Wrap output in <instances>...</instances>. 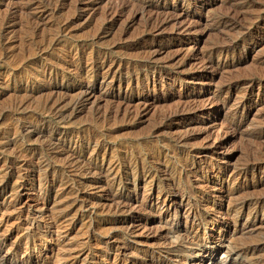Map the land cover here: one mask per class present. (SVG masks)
<instances>
[{
    "label": "rangeland",
    "instance_id": "374dc122",
    "mask_svg": "<svg viewBox=\"0 0 264 264\" xmlns=\"http://www.w3.org/2000/svg\"><path fill=\"white\" fill-rule=\"evenodd\" d=\"M263 4L0 0V264H264Z\"/></svg>",
    "mask_w": 264,
    "mask_h": 264
},
{
    "label": "bare ground",
    "instance_id": "6f19581e",
    "mask_svg": "<svg viewBox=\"0 0 264 264\" xmlns=\"http://www.w3.org/2000/svg\"><path fill=\"white\" fill-rule=\"evenodd\" d=\"M5 1H7V0H5ZM39 1H40V0H39ZM132 1H133V0H132ZM13 2H14V1H13ZM129 2H130V1H129ZM247 2H248V1H247ZM38 3H39V2H38ZM125 3H126V2H125ZM229 3H230V2H229ZM13 4H14V3H13ZM36 4H37V3H36ZM90 4H91V3H90ZM97 4H98V3H97ZM97 4H96V5H97ZM130 4H132V3H130ZM133 4H134V2H133ZM138 4H139V3H138ZM140 4H141V3H140ZM144 4H145V3H144ZM246 4H247V3H246ZM246 4H245V5H246ZM248 4H249V3H248ZM40 5H41V4H40ZM96 5H95V6H96ZM146 5H147V4H146ZM263 5H264V4H263ZM17 6H18V5H17ZM32 6H33V5H32ZM36 6H37V5H36ZM58 6H59V5H58ZM248 6H249V5H248ZM19 7H20V6H19ZM54 7H55V6H54ZM124 7H125V6H124ZM140 7H141V5H140ZM20 8H21V7H20ZM20 8H19V9H20ZM40 8H42V7H40ZM91 8H92V7H91ZM93 8H94V6H93ZM145 8H147V6H146ZM229 8H230V7H229ZM239 8H240V7H239ZM249 8H250V7H249ZM256 8H257V7H256ZM27 9H28V8H27ZM31 9H32V8H31ZM43 9H44V8H43ZM150 9H151V8H150ZM150 9H149V10H150ZM231 9H232V7H231ZM234 9H235V8H234ZM236 9H237V8H236ZM236 9H235V10H236ZM240 9H242V8H240ZM253 9H254V8H253ZM24 10H25V9H24ZM35 10H36V9H35ZM38 10H39V9H38ZM41 10H42V9H41ZM41 10H40L39 12H41ZM28 11H29V10H28ZM30 11H31V10H30ZM105 11L107 12L108 10H105ZM112 11H113V10H112ZM167 11H168V10H167ZM23 12H24V11H23ZM152 12H153V11H152ZM154 12H155V11H154ZM171 12H172V11H171ZM233 12H234V11H233ZM242 12H243V11H242ZM247 12H248V11H247ZM258 12H259V11H258ZM24 13H25V12H24ZM24 13H23V14H24ZM27 13H28V12H27ZM27 13H26V14H27ZM33 13H34V12H33ZM133 13H134V12H133ZM159 13H160V12H159ZM163 13H164V12H163ZM165 13H166V12H165ZM173 13H174V12H173ZM176 13H177V12H176ZM243 13H244V12H243ZM53 14H54V13H53ZM154 14H155V13H154ZM233 14H235V13H232L231 16H234ZM246 14H247V13H246ZM104 15H105V14H104ZM156 15H157V14H156ZM169 15H171V14H169ZM172 15H173V14H172ZM186 15H187V14H186ZM226 15H227V13H226ZM228 15H229V14H228ZM228 15H227V16H228ZM241 15H242V14H241ZM249 15H250V14H249ZM30 16H31V14H30ZM32 16H33V15H32ZM165 16H166V14H165ZM173 16H175V13H174ZM177 16H178V15H177ZM181 16H182V15H181ZM183 16H185V15H183ZM224 16H225V15H224ZM235 16H236V15H235ZM235 16H234V17H235ZM238 16H239V15H238ZM245 16H246V15H245ZM254 16H255V15H254ZM259 16H260V15H258V17H259ZM158 17H159V16H158ZM167 17H168V16H167ZM167 17H166V18H167ZM171 17H172V16H171ZM175 17H176V16H175ZM228 17H229V16H228ZM234 17H231V18H234ZM246 17H247V16H246ZM27 18H28V17H27ZM183 18H184V17H183ZM248 18H249V17H248ZM252 18H253V20H254L255 17H252ZM252 18H251V19H252ZM158 19H161V18H158ZM228 19H229V18H228ZM258 19H259V18H258ZM163 20H164V19H163ZM224 20H225V19H224ZM236 20H238V19H236ZM253 20H252L251 22H253ZM66 21H67V20H66ZM171 21H172V20H171ZM176 21H177V20H176ZM232 21H234V20H231L230 22H232ZM35 22H36V21H35ZM64 22H65V21H64ZM172 22H173V21H172ZM172 22H170V23H172ZM235 22H236V21H234V23H235ZM152 23H153V22H152ZM176 23H177V22H176ZM154 24H155V23H154ZM154 24H153V25H154ZM163 24H165V23H163ZM178 24H179V23H178ZM235 24H236V23H235ZM252 24H253V23H252ZM34 25H35V24H34ZM36 25H37V24H36ZM63 25H64V24H63ZM179 25H180V24H179ZM222 25H223V24H222ZM239 25H240V24H239ZM31 26H32V25H31ZM230 26H231V25H230ZM233 26H234V25H233ZM242 26H243V25H242ZM235 27H236V26H235ZM101 28H102V27H101ZM152 28H153V27H152ZM162 28H163V27H162ZM177 28H178V27H177ZM181 28H182V27H181ZM33 29H34V28H33ZM179 29H180V28H179ZM38 31H39V30H38ZM64 31H65V30H64ZM158 31H159V30H158ZM177 31H178V30H177ZM185 31H186V30H185ZM242 31H244V30H242ZM31 32H32V31H31ZM33 32H35V31L33 30ZM33 32H32V33H33ZM121 32H122V31H121ZM174 32H175V31H174ZM154 33H155V32H154ZM34 35H35V34H34ZM239 38H240V37H239ZM30 40H31V39H30ZM36 40H37V39H36ZM230 41H231V40H230ZM226 42H228V41H226ZM226 42H225V43H226ZM32 43H33V42H32ZM221 46H222V45H221ZM227 46H228V45H227ZM36 47H37V46H36ZM38 47H40V46H38ZM217 47H218V46H217ZM224 48H225V47H224ZM38 49H39V48H38ZM215 49H216V48H215ZM225 50H226V49H225ZM215 51H216V50H215ZM218 51H220V50H218ZM220 52H221V51H220ZM210 55H211V54H210ZM210 55H209V56H210ZM102 56H103V55H102ZM212 56H213V55H212ZM211 58H212V57H211ZM101 59H102V58H101ZM142 59H143V58H142ZM102 60H103V59H102ZM111 60H113V59H111ZM203 60H204V59H203ZM211 60H212V59H211ZM77 61H78V59H77ZM77 61H76V62H77ZM99 61H100V60H99ZM104 61H105V60H104ZM107 61H108V60H107ZM89 62H90V61H89ZM110 62H111V61H110ZM141 62H142V61H141ZM84 63H85V62H84ZM98 63H99V62H98ZM88 64H89V63H88ZM90 64H91V62H90ZM107 64H108V63H107ZM206 64H207V63H206ZM100 65H101V64H100ZM111 65H112V64H111ZM145 65H146V64H145ZM209 65H210V64H209ZM90 66H91V65H90ZM105 66H106V64H105ZM109 66H110V64H109ZM210 66H211V65H210ZM215 66H216V65H215ZM77 67H78V66H77ZM84 67H85V65H84ZM97 67H98V65H97ZM102 67H103V66H102ZM136 67H137V66H136ZM90 68H91V67H90ZM93 68H94V67H93ZM97 69H98V68H97ZM210 69H213V68H210ZM102 70H103V69H102ZM42 71H43V70H42ZM83 71H84V70H83ZM85 71H86V70H85ZM103 71H104V70H103ZM96 72H97V71H96ZM100 72H101V71H100ZM100 72H98V73H100ZM95 75H96V74H95ZM104 75H105V74H104ZM136 76H137V75H136ZM111 77H112V76H111ZM137 77H139V76H137ZM158 78H159V77H158ZM103 79H104V78H103ZM129 81H130V80H129ZM133 81H134V80H133ZM125 82H126V81H125ZM123 83H124V82H123ZM138 83H139V82H138ZM141 83H142V82H141ZM133 84H134V83H133ZM146 84H147V83H146ZM123 85H124V84H123ZM125 85H126V84H125ZM125 85H124V86H125ZM48 86H49V85H48ZM101 86H102V85H101ZM116 86H117V85H116ZM118 86H119V85H118ZM126 86H127V85H126ZM135 86H136V85H135ZM137 86H138V85H137ZM139 86H140V85H139ZM114 88H115V87H114ZM129 88H130V87H129ZM117 89H118V88H117ZM123 89H124V88H123ZM131 89H132V88H131ZM136 90H137V89H136ZM52 91H53V88H52ZM123 91H124V90H123ZM126 91H127V90H126ZM129 91H130V90H129ZM61 92H62V91H61ZM82 93H83V92H82ZM82 93H81V94H82ZM91 93H92V92H91ZM89 94H90V92L85 93V94L83 93L81 96L78 95L79 97H76L75 100L73 99L74 101L71 100V101H73V103H72L73 105H72V104H71V105L74 106V107L77 108V109L83 107V106L86 104V102H87V100H88V98H89V96H90ZM88 95H89V96H88ZM62 96H63V95H62ZM189 97H190V96H189ZM190 98H191V97H190ZM59 99H60V97H59ZM71 99H72V98H71ZM55 100H56V99H55ZM55 100H51V101H53V104H54V101H55ZM68 100H70V99H68ZM196 100H197V99H196ZM63 101H64V100H63ZM63 101H62V102H63ZM66 101H67V100H66ZM90 101H91V100H90ZM194 101H195V100H194ZM88 102H89V101H88ZM47 103H50V102H47ZM63 103H65V102H63ZM67 103H68V102H67ZM53 104H52V105H53ZM61 104H62V103H61ZM194 104H195V103H194ZM50 105H51V104H50ZM50 107H51V106H50ZM53 107H54V106H53ZM58 107H59V106H58ZM191 107H192V106H191ZM56 108H57V106H56ZM56 108H55V110H56ZM118 108H119V107H118ZM53 109H54V108H53ZM57 109H58V108H57ZM67 109H68V108H67ZM69 109H70V108H69ZM97 109H98V108H97ZM112 109H113V108H112ZM191 109H193V108H191ZM70 110H71V109H70ZM107 110H109V109H107ZM107 110H105V111H107ZM114 110H115V109H114ZM117 110H118V109H117ZM117 110H116V111H117ZM181 110H182V109H181ZM185 110H186V109H185ZM193 110H194V109H193ZM62 111H63V110H62ZM66 111H67V110H66ZM98 111H99V110H98ZM110 111H111V110H110ZM122 111H124V110H122ZM186 111H187V110H186ZM190 111H191V110H190ZM113 112H114V111H113ZM117 112H118V111H117ZM180 112H182V111H180ZM183 112H184V110H183ZM183 112H182V113H183ZM94 113H95V112H94ZM103 113H104V112H103ZM107 113H108V111H107ZM110 113H111V112H110ZM120 113H121V112H120ZM131 113H132V111H131ZM167 113H168V112H167ZM178 113H179V112H178ZM182 113H181V114H182ZM61 114H62V113H61ZM113 114H114V113H113ZM115 114H116V112H115ZM121 114H122V113H121ZM169 114H170V113H169ZM169 114H168V116H169ZM172 114H173V113H172ZM174 114H175V112H174ZM95 115H96V114H95ZM108 115H110V114H108ZM111 115H112V114H111ZM131 115H132V114H131ZM170 115H171V114H170ZM97 116H99V115H97ZM97 116H96V117H97ZM115 116H116V115H115ZM117 116H118V115H117ZM117 116H116V117H117ZM119 116H120V115H119ZM126 116H127V115H126ZM173 116H174V115H173ZM184 116H185V114H184ZM93 117H94V116H93ZM99 117H100V116H99ZM99 117H98V118H99ZM102 117H104V115H102ZM111 117H112V116H111ZM116 117H114V120H115ZM123 117H124V116H123ZM169 117H170V116H169ZM62 118H63V117H62ZM106 118H107V117H106ZM106 118H105V119H106ZM118 118H119V117H118ZM125 118H126V117H125ZM125 118H124V119H125ZM127 118H128V117H127ZM167 118H168V117H167ZM170 118H171V117H170ZM172 118H173V117H172ZM128 119H129V118H128ZM98 120H99V119H98ZM112 120H113V118H112ZM169 120H170V119H169ZM102 121H103V120H102ZM107 121H108V119H107ZM110 121H111V120H110ZM98 122H99V121H98ZM103 122H104V121H103ZM105 122H106V121H105ZM197 122H198V120H197ZM234 124H235V123H234ZM197 126H198V125H197ZM186 137H187V136H186ZM180 138H181V137H180ZM174 139H175V138H174ZM184 139L186 140V138H184ZM69 140H70V139H69ZM93 141H94V140H93ZM186 141H187V140H186ZM186 141H185V142H186ZM48 142H49V141H48ZM70 142H71V141H70ZM94 142L96 143V141H94ZM176 142H177V141H176ZM176 142H175V143H176ZM180 142H181V141H180ZM183 142H184V141H183ZM50 144H51V143H50ZM57 144H58V143H57ZM77 144H78V143H77ZM85 144L87 145V143H85ZM93 144H94V143H93ZM93 144H92V145H93ZM73 145H74V144H73ZM78 145H79V144H78ZM89 145H90V144H89ZM50 146H51V145H50ZM54 146H55V144H54ZM82 146H83V145H82ZM87 146H88V145H87ZM98 146H99V145H98ZM60 147H61V146H60ZM79 147L81 148V145H80ZM65 148H66V147H65ZM75 148H76V147H75ZM77 148H78V147H77ZM87 148H88V147H87ZM87 148H86V149H87ZM55 149H56V148H55ZM58 149H59V147H58ZM67 150H68V149H67ZM81 151H82V150H81ZM65 152H66V151H65ZM65 152H64V153H65ZM67 152H69V150H68ZM96 152H97V151H96ZM74 153H75V152H74ZM66 154H67V153H66ZM71 154H72V153H71ZM95 154H96V153H95ZM99 154H100V153H99ZM255 155H257V154H255ZM68 156H69V154H68ZM102 156H103V155H102ZM102 156H100V157H102ZM155 156H156V155H155ZM58 157H59V156H58ZM70 157H72V156H70ZM94 157H95V156H94ZM96 157H98V156H96ZM96 157H95V158H96ZM256 157H257V156H256ZM59 158H60V157H59ZM139 158H140V157H139ZM250 158H251V157H250ZM252 158H253V157H252ZM60 159H61V158H60ZM64 159H65V158H64ZM102 159H103V158H102ZM102 159H100V160L102 161ZM137 159H138V158H137ZM143 159H145V158H143ZM150 159L152 160V158H150ZM185 159H186V158H185ZM257 159H258V158H257ZM67 160H68V159H67ZM81 160H82V159H81ZM92 160H93V159H92ZM129 160H130V159H129ZM141 160H142V159H141ZM181 160H182V159H181ZM258 160H259V159H258ZM260 160H264V159H260ZM260 160H259V161H260ZM65 161H66V159H65ZM70 161H71V160H70ZM74 161H77V160H73V162H74ZM79 161H80V160H79ZM90 161H91V160H90ZM134 161H135V159H134ZM137 161H138V160H137ZM178 161H179V160H178ZM253 161H255V160H253ZM80 162H81V161H80ZM84 162H85V161H84ZM103 162H104V161H103ZM113 162H115V161H113ZM122 162H123V161H122ZM122 162H121V163H122ZM125 162H126V161H125ZM131 162H133V160H131ZM261 162H262V161H261ZM88 163H89V162H88ZM90 163H91V162H90ZM95 163H96V162H95ZM97 163H98V162H97ZM117 163H118V162H117ZM138 163H139V162H138ZM144 163H145V162H144ZM148 163H149V162H148ZM251 163H252V162H251ZM72 164H73V163H72ZM80 164H81V163H80ZM103 164H104V163H103ZM107 164H109V163H107ZM114 164H115V163H114ZM129 164H130V163H129ZM142 164H143V163H141V165H142ZM262 164H263V163H262ZM63 165H64V164H62V166H63ZM96 165H97V164H96ZM112 165H113V163H112ZM133 165H134V164H133ZM133 165H132V166H133ZM141 165H139V166H141ZM253 165H254V164H253ZM67 166H68V165H67ZM91 166H92V165H91ZM100 166H101V165H100ZM121 166H122V165H121ZM124 166H125V165H124ZM128 166H129V165H128ZM136 166H137V165H136ZM144 166H145V165H144ZM257 166H258V165H257ZM60 167H61V165H60ZM65 167H66V166H65ZM65 167H64V169H65ZM70 167H71V166H70ZM70 167H69V168H70ZM73 167H74V165H73ZM109 167H112V166L110 165ZM116 167H117V166H115V169H116ZM130 167H131V166H130ZM133 167H134V166H133ZM141 167H142V166H141ZM145 167H146V166H145ZM151 167H152V166H151ZM56 168H57V167H56ZM56 168H55V169H56ZM102 168H103V167H102ZM118 168H119V167H118ZM118 168H117V169H118ZM206 168H207V167H206ZM214 168H215V167H214ZM217 168H218V167H217ZM64 169H63V170H64ZM67 169H68V168H67ZM76 169H77V168H76ZM78 169H79V168H78ZM88 169H89V167H88ZM104 169H105V168H104ZM121 169H122V168H121ZM124 169H125V168H124ZM130 169H131V168H130ZM141 169H142V168H141ZM152 169H154V168H152ZM70 170H71V168H70ZM83 170H84V169H83ZM90 170H92V169H90ZM95 170H96V168H95ZM111 170H112V168H111ZM111 170H110V171H111ZM134 170H135V169H134ZM139 170H140V169H139ZM154 170H155V169H154ZM55 171H57V170H55ZM58 171H60V170H58ZM58 171H57V172H58ZM80 171H81V170H80ZM85 171H86V170H85ZM93 171H94V169H93ZM103 171H104V170H103ZM147 171H148V170H147ZM67 172H68V171H67ZM83 172H84V171H83ZM83 172H82V173H83ZM94 172H95V171H94ZM96 172H98V170H97ZM115 172H116V171H115ZM115 172H114V174L117 173V172H116V173H115ZM121 172H122V171H121ZM129 172H130V170H129ZM135 172H136V171H135ZM135 172H134V173H135ZM143 172H144V170H143ZM148 172H149V171H148ZM151 172H152V171H151ZM189 172H190V171H189ZM215 172H216V171H215ZM58 173H59V172H58ZM60 173H61V172H60ZM65 173H66V172H65ZM71 173H72V172H71ZM71 173H70V174H71ZM75 173H76V172H74V173H72V174H75ZM79 173H81V172H79ZM82 173H81V174H82ZM87 173H89V172L87 171ZM92 173H93V172H92ZM92 173H90V174H92ZM108 173H109V172H108ZM112 173H113V171H112ZM139 173H140V172H139ZM156 173H157V172H156ZM52 174H53V173H52ZM63 174H64V173H63ZM84 174H85V173H84ZM98 174H99V173H98ZM98 174H97V175H98ZM101 174H103V173H101ZM131 174H132V173H131ZM142 174H143V173H142ZM149 174H150V173H149ZM151 174H152V173H151ZM240 174H241V173H240ZM112 175H113V174H112ZM122 175H123V174H122ZM128 175H129V174H128ZM128 175H126V176H128ZM134 175H137V174H134ZM143 175H144V174H143ZM145 175H148V174L146 173ZM243 175H244V174H243ZM2 176H3V175H2ZM67 176H68V174H67ZM118 176H119V175H118ZM123 176H124V175H123ZM131 176H132V175H131ZM149 176L152 177L153 175H152V176L149 175ZM173 176H174V175H173ZM20 177H21V176H20ZM65 177H66V176H65ZM98 177H99V176H98ZM103 177H105V176L103 175ZM113 177H114V176H113ZM147 177H148V176H147ZM171 177H172V175H171ZM238 177H239V176H238ZM69 178H70V177H69ZM118 178H120V177H118ZM152 178H153V177H152ZM152 178H151V179H152ZM174 178H175V177H174ZM242 178H243V177H242ZM112 179H114V178H112ZM125 179H126V178H125ZM133 179H135V178H133ZM133 179H132V180H133ZM148 179H149V181H150V178H148ZM21 180H22V179H21ZM70 180H71V179H70ZM116 180H117V179H116ZM118 180H119V179H118ZM121 180H122V178H121ZM126 180H127V179H126ZM152 180H153V179H152ZM173 180H174V179H173ZM2 181H3V180H2ZM68 181H69V180H68ZM71 181H73V180H71ZM75 181H76V180H75ZM129 181H130V180H129ZM145 181H146V180H145ZM171 181H172V180H171ZM105 182H108V181H105ZM151 182H152V181H151ZM1 183H2V182H1ZM5 183H6V182H5ZM69 183H70V182H69ZM118 183H119V182H118ZM120 183H122V182H120ZM120 183H119V184H120ZM131 183H132V181H131ZM172 183H173V182H172ZM75 184H76V183H75ZM116 184H117V183H116ZM123 184H124V183H123ZM135 184H136V183H135ZM135 184L133 183V185H135ZM151 184H152V183H151ZM169 184H170V183H169ZM82 185H83V184H82ZM82 185H81V186H82ZM93 185H94V184H93ZM95 185H96V184H95ZM100 185H101V184H100ZM109 185H110V184H109ZM112 185H113V184H112ZM167 185H168V184H167ZM203 185H204V184H203ZM205 185H206V183H205ZM207 185H208V184H207ZM101 186H103V185H101ZM106 186H108V184H107ZM168 186H169V185H168ZM170 186H171V185H170ZM208 186H209V185H208ZM211 186H212V184H211ZM103 187H105V186H103ZM108 187H109V186H108ZM110 187H113V186H110ZM114 187H116V186H114ZM122 187H123V186H122ZM131 187H133V186L131 185ZM144 187H145V186H144ZM98 188H99V187H98ZM124 188H125V187H124ZM129 188H130V187H129ZM141 188H142V187H141ZM204 188H205V187H204ZM208 188H209V187H208ZM208 188H207V189H208ZM211 188H212V187H211ZM17 189H18V188H17ZM19 189H20V188H19ZM107 189H108V188H107ZM109 189H110V188H109ZM136 189H137V188H136ZM207 189H206V190H207ZM220 189H221V188H220ZM77 190H78V189H77ZM105 190H106V188H105ZM116 190H117V189H116ZM133 190H134V189H133ZM222 190H223V189H222ZM222 190H219V191H220L219 195L221 194ZM225 190H226V189H225ZM75 191H76V190H75ZM106 191H107V190H106ZM117 191H118V190H117ZM209 191H210V190H209ZM115 192H116V191H115ZM145 192H146V191H145ZM228 192H229V191H228ZM117 193H118V192H117ZM135 193H136V192H135ZM149 193H150V192H149ZM17 194H18V193H17ZM110 194H111V193H110ZM123 194H124V193H123ZM215 194H216V193H215ZM113 195H114V194H113ZM113 195H112V196H113ZM214 196H215V195H214ZM214 196H213V197H214ZM121 197H122V196H121ZM217 197H218V196H217ZM220 197H221V196H220ZM220 197H219V198H220ZM227 197H228V196H227ZM110 198H111V197H110ZM214 198H215V197H214ZM124 199H125V198H124ZM164 199H165V198H164ZM117 200H118V199L116 198V201H117ZM120 200H121V198H120ZM122 200H123V199H122ZM222 200H223V199H222ZM118 201H119V200H118ZM123 201H125V200H123ZM179 201H180V200H179ZM126 202H127V201H126ZM161 202H162V201H161ZM165 202H166V201H165ZM169 202H170V201H169ZM176 202H177V201H176ZM118 203H119V202H118ZM120 203H122V202H120ZM120 203H119V204H120ZM177 203H178V202H177ZM124 204H125V203H122L121 205H124ZM127 204H128V203H127ZM161 205H162V204H161ZM164 205H165V204H164ZM174 205H175V204H174ZM176 206H178V205H176ZM205 206H206V205H205ZM121 207H122V206H121ZM121 207H120V208H121ZM139 207H140V206H139ZM139 207H138V208H139ZM160 207H161V206H160ZM163 207H164V206H163ZM163 207H162V208H163ZM170 207H171V206H170ZM227 207H228V206H227ZM120 208H119V209H120ZM173 208H174V207H173ZM196 208H197V207H196ZM203 208H204V206H203ZM122 209H123V208H122ZM159 209H160V208H159ZM184 209H185V208H184ZM201 209H202V208H201ZM239 209H240V208H239ZM143 210H144V209H143ZM162 210H163V209H162ZM182 210H183V209H182ZM189 210H190V209H189ZM193 210H194V209H193ZM197 210H198V209H197ZM204 210H205V209H204ZM141 211H142V210H141ZM145 211H146V210H145ZM148 211H150V210H148ZM160 211H161V209H160ZM167 211H168V210H167ZM169 211H170V210H169ZM172 211H173V210H172ZM194 211H195V210H194ZM194 211H193V212H194ZM219 211H220V210H219ZM228 211H229V210H228ZM236 211H238V210H235V212H236ZM150 212H151V211H150ZM193 212H192V213H193ZM196 212H197V211H196ZM238 212H239V211H238ZM183 213H184V212H183ZM174 214H176V213H174ZM181 214H182V212H181ZM198 214H199V213H197V216H198ZM238 214H239V213H238ZM179 215H180V214H179ZM183 215H184V214H183ZM195 215H196V214H195ZM200 215H203V214H200ZM192 216H194V215H192ZM241 216H242V215H241ZM194 217H195V216H194ZM198 217H199V216H198ZM188 218H189V217H188ZM191 219H192V218H191ZM200 219H201V218H200ZM200 219H199V220H200ZM175 220H176V219H175ZM218 220H219V219H218ZM228 220H229V219H228ZM231 220H232V219H231ZM173 221H174V220H173ZM191 221H192V220H191ZM193 221H194V220H193ZM175 222H176V221H175ZM201 223H203V222H201ZM206 223H207V222H206ZM129 224H130V223H129ZM204 224H205V223H204ZM50 226H51V225H50ZM129 226H131V225H129ZM198 226H199V225H198ZM126 227H127V226H126ZM135 227H136V226H135ZM201 228H202V227H201ZM47 229H48V228H47ZM128 229H129V228H128ZM195 229H196V228H195ZM49 230H50V229H49ZM133 230H134V228H133ZM133 230H132V231H133ZM189 230H190V229H189ZM196 230H198V228H197ZM130 231H131V230H130ZM190 231H191V230H190ZM194 231H195V230H194ZM198 231H199V230H198ZM188 232H189V231H188ZM217 232H218V231H217ZM127 233H128V232H127ZM176 233H177V232H176ZM195 234H196V232H195ZM215 235H216V234H215ZM217 235H218V234H217ZM217 235H216V236H217ZM186 236H189V235L185 234V239L187 238ZM193 236H194V234H193ZM200 236H201V235H200ZM182 237L184 238V236H182ZM190 237H191V236H190ZM196 238H198V237H196ZM214 238H215V237H214ZM216 238H217V237H216ZM190 239H191V238H190ZM192 239H193V238H192ZM192 239H191V240H192ZM188 240H189V239H188ZM185 241H186V240H185ZM197 241H198V240H197ZM192 242H195V241L192 240ZM186 244H187V243H186ZM187 245H189V244H187ZM4 246H5V245H4ZM115 247H116V246H115ZM246 249H247V248H246ZM5 250H6L5 252L8 251L7 249H5ZM114 250H115V249H113V251H114ZM244 250H245V249H244ZM113 251H112V252H113ZM110 252H111V251H110ZM116 252H117V251H116ZM116 252H115V253H116ZM118 252H120V251L118 250ZM9 253H10V252H9ZM243 253H244V252H243ZM116 256H117V255H116ZM114 263H115V262H114ZM20 264H22V262H20Z\"/></svg>",
    "mask_w": 264,
    "mask_h": 264
}]
</instances>
